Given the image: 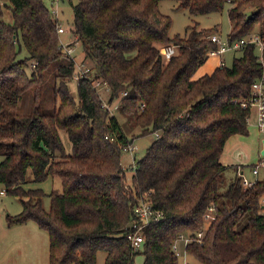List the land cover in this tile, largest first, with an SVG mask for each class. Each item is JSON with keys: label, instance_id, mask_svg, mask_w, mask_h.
I'll return each mask as SVG.
<instances>
[{"label": "trees", "instance_id": "obj_1", "mask_svg": "<svg viewBox=\"0 0 264 264\" xmlns=\"http://www.w3.org/2000/svg\"><path fill=\"white\" fill-rule=\"evenodd\" d=\"M163 0H77L72 3L76 33L96 69L77 82L79 103L69 95L74 61L62 51L58 21L43 0H9L13 25L0 12V184L20 200L22 211L9 226L36 222L49 235V264H135L140 251L128 234L134 206L141 200L163 212L144 231V264H178L172 246L180 235L186 251L202 264H264V180L244 188L237 175L221 192L228 167L221 163L227 140L249 134L252 85L264 75L263 60L248 44L231 67L196 78L218 45L214 29L188 26L170 36L173 21L160 12ZM192 15L221 13L232 24L228 42L255 28L264 43V0H175ZM252 9L250 15L247 10ZM216 29V28H215ZM17 45L19 49L17 50ZM176 46L165 61L162 47ZM28 53L19 59L22 49ZM65 58L56 74L60 103L51 113L37 107L20 114V100L43 81L44 72ZM28 60L31 72H28ZM102 80L120 98L125 127L157 138L138 161L132 183L120 159L134 143L118 118L103 107L94 88ZM127 93L125 96L124 94ZM61 131L69 136L67 154ZM31 174V176L29 175ZM59 177L62 191L27 189ZM212 208L213 218L205 216ZM202 232V237L198 234Z\"/></svg>", "mask_w": 264, "mask_h": 264}, {"label": "rangeland", "instance_id": "obj_2", "mask_svg": "<svg viewBox=\"0 0 264 264\" xmlns=\"http://www.w3.org/2000/svg\"><path fill=\"white\" fill-rule=\"evenodd\" d=\"M56 0H43L47 9L52 13L54 7H58L60 10L59 15V23L65 29V33L59 35V42L61 44H71L69 48L72 49L71 57L75 60L76 63L84 62L88 68L91 70L96 69L95 62L86 57L85 47L83 42L79 39L76 33V27L74 24L73 19V9L70 0H60L58 4L54 3ZM77 0H72L73 4H76ZM179 3L175 0H163L159 3L160 12L164 15H168L171 17L173 24L170 30V36L174 37L176 35H184L185 31L188 26L198 25L200 29H214L209 33L210 36L218 35L220 39L224 41H228L233 29L232 24L229 18V7L227 5L223 12L221 13H212L208 15H192L186 9H179ZM10 3L9 0H0V12L2 15L3 20L13 25V17L11 10L9 9ZM253 10H247V14L250 15ZM216 28V29H215ZM258 34V29L255 28L249 35H256ZM248 35V36H249ZM19 46L17 45V50ZM242 54L241 50L237 51H229L225 54V62L227 67H231L234 61V58L240 57ZM255 54L259 59L263 57V50L261 47L256 46ZM19 59L25 60L28 58V53L23 48L22 51L19 53ZM68 57V56H67ZM70 58V57H68ZM71 59V58H70ZM65 63V58L53 61L49 67L44 72L43 81L39 83L36 87L30 89L20 100L18 106V113L20 114H27L30 113L32 108L35 106V102L37 101V107L43 113H51L55 106L60 103V95L55 93V86H56V74L58 68ZM30 64L31 61L28 60V72H31ZM221 67L220 57H211L207 59L205 64L197 71L196 78H200L206 75L212 74L216 68ZM102 85L97 86V81L94 83V88L97 94L100 96L102 102L106 104H110L111 100V90L104 85L102 81H100ZM68 88H69V95L74 100L75 104L79 103L78 98V88H77V81L71 79L68 81ZM112 114H114L121 124L124 127L129 139H132V135H138V137L134 138V145L137 146V150L134 152V156H132L129 152H122V156L120 159L121 165L126 172V181L128 184L132 183V177L134 174L135 168H131L133 164V157L136 161L140 160L146 153L148 147L153 143V141L157 138V133H148L144 136H140L141 129L139 127H135L133 129H128V126L125 127V123L127 118L124 117L120 110V98L114 99L111 103ZM61 138L65 147V152L67 154H71L73 152L72 143L69 139V136L66 132L61 131ZM244 136V135H241ZM246 138H251L248 134L244 136ZM263 150V148H262ZM261 149H259L256 145L251 143L248 140L246 147L241 152V159H239V155L236 153H226V156H229L230 162L232 163H239V169L237 170L236 166H229V169L225 172L224 179L225 182L221 186L220 191L224 192L234 181L236 175H241V171L244 172V177L251 182L256 181H263L264 180V167L259 169V175H254L253 169L256 164L260 162V160L264 159L262 156ZM0 157V161H1ZM237 161V162H235ZM31 176V174H29ZM27 189H42L47 196L43 198V206L46 210L50 209V198L48 194H50L53 190L55 191H62V181L59 177H50L43 183H29L26 185ZM264 201V199H263ZM264 205V204H263ZM21 203L18 198L13 196L7 195L5 193V189L2 184H0V214L3 216L4 219H7L8 215H12L11 211L15 208H20ZM43 234L48 236V233L41 231ZM186 239H188V235H184V237L179 240L178 243V264H202L197 259L189 255L186 251L187 243ZM49 241V238H48ZM106 252L100 251L97 255V262L96 264H105ZM145 257L143 255V250L135 257V264H144Z\"/></svg>", "mask_w": 264, "mask_h": 264}, {"label": "built area", "instance_id": "obj_3", "mask_svg": "<svg viewBox=\"0 0 264 264\" xmlns=\"http://www.w3.org/2000/svg\"><path fill=\"white\" fill-rule=\"evenodd\" d=\"M60 0L54 1V3L58 4ZM52 15L54 19L58 21V33L59 35L62 33H65V29L61 26L59 23V15L60 10L58 7H54L52 11ZM212 42L216 43L218 47L216 49L209 51V56L211 57H220L221 60V66L225 65V54L229 51H237L242 49L244 46L248 44H255L256 46H259L262 48L264 52V43L262 42L259 34L256 35H249L246 37H243L239 40L228 42L220 39L218 35L210 36ZM71 44H61L60 47L62 48L63 53L73 59L71 57L72 49L69 48ZM162 56L164 57L165 61H169L177 52L176 46H168V47H162L160 49ZM264 56V55H263ZM74 60V59H73ZM263 60V57L262 59ZM75 61V60H74ZM33 67H35V63L33 62ZM92 70L87 67V65L82 63H76L74 64V71L72 79L79 82L83 79L91 78ZM102 80H97V86L102 85L100 82ZM96 82V81H95ZM94 82V83H95ZM106 87H108L107 83L102 81ZM109 88V87H108ZM127 93L124 94V96ZM244 107L249 106L251 109L253 107L257 108L258 110V127L261 131H264V75L258 79L256 82L252 85V97L250 98L249 103H244ZM103 107L108 110L109 112H112L111 104H106L103 102ZM137 150V146H135L133 143L126 146L123 151L129 152L132 156H134V152ZM136 166V159L133 157V164L131 165V168H135ZM261 167H264V159L260 160L258 164L254 166L253 173L254 175H257L259 173V169ZM242 184L244 188H252L255 184V182H251L250 180L246 179L244 175H242ZM213 209L210 208L207 212L205 218L206 220H211L213 218ZM134 218L132 219L129 228L130 232L128 234V239L130 240L131 247L135 251H141L143 250V246L145 243L143 231L144 229L149 226L152 223L159 222L163 219L164 214L161 210L156 209L150 202L148 201H139L134 206ZM184 237V235H180L178 239L174 242L172 249L173 251L178 254V241L181 240ZM202 237V232L198 234V238ZM188 244L191 242V238L188 237V239L185 240Z\"/></svg>", "mask_w": 264, "mask_h": 264}, {"label": "crops", "instance_id": "obj_4", "mask_svg": "<svg viewBox=\"0 0 264 264\" xmlns=\"http://www.w3.org/2000/svg\"><path fill=\"white\" fill-rule=\"evenodd\" d=\"M248 130L251 137L249 139L236 134L227 140L220 160L228 169L231 165L236 166L238 170L240 165H238L239 163H232L234 161L230 162L226 153L235 152L241 159L240 154L246 147L248 140L259 149L262 150L263 148L264 131L258 127V110L255 107L251 109ZM243 174L244 172L241 171V175ZM21 211L22 205L20 208H14L11 214L17 215ZM41 231L47 233L34 221L9 226L7 219H4L0 214V264H49V235L46 236Z\"/></svg>", "mask_w": 264, "mask_h": 264}, {"label": "water", "instance_id": "obj_5", "mask_svg": "<svg viewBox=\"0 0 264 264\" xmlns=\"http://www.w3.org/2000/svg\"><path fill=\"white\" fill-rule=\"evenodd\" d=\"M261 154L264 157V141H263V150H262ZM262 209H264V206L262 207Z\"/></svg>", "mask_w": 264, "mask_h": 264}]
</instances>
